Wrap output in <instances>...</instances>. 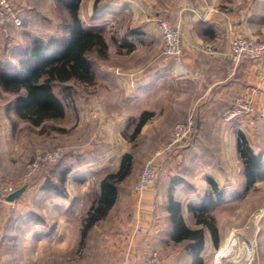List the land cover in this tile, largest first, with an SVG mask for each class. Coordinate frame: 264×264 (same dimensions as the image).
Here are the masks:
<instances>
[{
    "label": "rangeland",
    "instance_id": "rangeland-1",
    "mask_svg": "<svg viewBox=\"0 0 264 264\" xmlns=\"http://www.w3.org/2000/svg\"><path fill=\"white\" fill-rule=\"evenodd\" d=\"M12 1V9L21 24L11 18L0 19V62L3 69L15 70L26 59V50L36 39L67 37L72 17L61 0ZM138 1L140 5L131 12L124 5L125 0H79L78 14L84 28L102 32L108 47L104 54L96 51L89 54L94 70L92 81L72 79L53 83L54 93L65 105L63 117L39 125L19 117L15 108L17 95L0 84V178L16 189L25 187L14 202L6 200L8 195L0 198V264H149V255L153 251L158 253L157 250L150 249L146 260L141 259L145 256L139 252L132 254V248L138 246L134 245L135 234L139 232L132 220L136 219L134 212L141 209L144 192L160 187L165 175L191 177L196 171H203L201 165L193 169L186 164L197 155L207 159L213 175L223 177L233 189L223 192L221 199L214 194L206 196L205 210L201 203L197 204L200 215L215 220L220 237L218 246H213L208 254L204 252V264H264V170L249 186L244 179L240 149L235 154L227 146L236 140L238 143L239 135L243 134L251 153L264 163V111L256 107L251 97L234 95L224 103L221 116L217 120L212 118L215 131L209 133L206 127L203 131L196 128L198 121L205 119L201 105L206 104L205 100L200 103L199 117L193 109L181 119V73L173 85L154 90L148 98L146 91L142 94L141 82L154 65L153 58L167 57L163 54L164 40L157 23L162 43L158 39L142 42L140 37L129 40L127 34L144 25L146 19L141 20L140 15L149 6L156 11V19H167L178 31L180 50L181 46L183 50L184 29L181 0ZM196 1L205 13L191 9L200 17L213 13V17L225 23L239 19L241 8L253 0ZM115 4L120 7L117 11ZM219 26L214 23L209 27L220 31ZM231 37L226 56L233 69L264 59V55L239 61L231 57L235 38L262 41L264 35L235 33ZM138 40L143 50L131 52L136 46L133 42ZM178 62L181 63V55ZM199 71L198 81L209 80L204 66ZM138 94L143 95L141 100L132 97ZM158 94L163 98L158 99ZM239 99L250 101L254 110L229 118L226 112L234 111ZM209 103L219 102L211 94ZM144 112L153 115L136 132ZM191 120L195 131L182 146L195 145L193 152L181 157L180 144L165 153L163 149L174 128ZM158 152L161 157L156 163V183L137 193L139 176ZM55 153L58 159L52 162L49 157H55ZM128 154L132 158L131 170L117 185L116 204L91 224L101 181L109 174L118 173L123 157ZM43 226L48 232L56 227V238L38 237L36 231ZM124 237L128 240L127 248ZM181 246L186 248L183 244L174 248V257L179 254L174 264H181Z\"/></svg>",
    "mask_w": 264,
    "mask_h": 264
},
{
    "label": "crops",
    "instance_id": "crops-1",
    "mask_svg": "<svg viewBox=\"0 0 264 264\" xmlns=\"http://www.w3.org/2000/svg\"><path fill=\"white\" fill-rule=\"evenodd\" d=\"M128 2L130 3L128 4ZM139 2L138 0H125L124 5L127 4L132 12L136 9V6L140 5ZM118 4L113 6L114 11L119 10ZM197 5L198 1L196 0H188V2L181 0V20L184 29L181 63L179 62L180 64L177 65L170 57L163 56L156 59L152 57L154 65L146 71L141 82V86H143L141 92L143 94L146 91L145 96L148 98L153 95L154 90L173 85L174 81L177 80V76L181 73V119H185L189 111L193 109L198 112L199 117L200 103L205 100L206 104H201L204 107L202 115L205 119L199 120L196 128L203 131L206 127L209 133H213L215 131L213 119L216 118L217 120L219 115L221 116L222 107L225 106L224 103H227L228 99H231L234 95L240 94L248 98L251 97L258 104H256V107L261 112L264 111V59L259 62L244 63L235 70L232 67L231 60L226 56L233 34L264 35V0H253L241 8L239 19L225 20L226 24L213 17L211 11L210 14L207 12L205 17H200L199 13L191 9L196 8L201 14L205 13L204 7ZM155 13L156 11L149 6L146 13L140 15L141 20L145 21L146 19L144 27L137 28L135 31L132 30L133 32L127 34L126 37L129 40L140 37L138 39L142 42H151L158 39L159 43H162V38L156 29ZM214 23L221 26H219L220 31L209 27ZM197 28H200L201 31L198 32ZM139 40L133 42L136 46L131 48V52L143 50L142 45H139ZM203 66L206 69V78L209 79L205 83L198 81L200 77L198 72ZM142 94L131 96L135 97L136 100H141ZM211 94L214 100L219 103H209ZM157 98L163 97L158 94ZM145 101L147 102L148 99ZM227 146L229 150L235 151V154L238 153L237 140L234 144L229 143ZM184 148H186V151ZM195 148V145H181V157L185 153L186 156L189 153L191 154ZM197 156L189 159L186 164L192 166L193 169L197 165H201L203 171H196L195 175L193 174L191 177H186L183 174L181 176L165 175V179L161 180L160 187L158 186L156 190L152 189L144 192L145 194L142 196L144 198L143 205L141 209L139 208L137 212H134L137 214L136 219H132L139 227L138 234H135L136 244L134 245L138 246L134 247L136 251L132 248V254L139 252L145 256L141 257L142 260H146V254L148 257L150 249H155L159 253L162 264H174L176 260H179V254L174 257V248L177 244H183L186 245V248L181 246V264H196L197 258L202 259L204 264V252L208 254L213 249L212 247L216 246L210 230L205 225L197 222V216L192 207L205 200L206 196L215 195L211 179L217 183L221 192H231L233 189L223 177L213 175L210 171L212 170L211 167L208 166L210 162L207 159L199 156L198 159ZM182 162L181 160V166H183ZM244 179L247 183L245 176ZM172 201L181 204V217L188 228L192 230L204 229V244L200 250L187 246L188 243L195 242V240H183L180 243L175 241L170 211ZM51 216L54 217V213H51ZM43 228L44 226L36 231L38 237L56 238L58 234L56 227L50 228V232H48V229ZM127 234L125 235L127 236ZM124 240V246L126 247V241L128 240L125 237Z\"/></svg>",
    "mask_w": 264,
    "mask_h": 264
},
{
    "label": "trees",
    "instance_id": "trees-1",
    "mask_svg": "<svg viewBox=\"0 0 264 264\" xmlns=\"http://www.w3.org/2000/svg\"><path fill=\"white\" fill-rule=\"evenodd\" d=\"M61 1L66 4L72 17L68 36L63 39H36L32 46L26 50V59L22 60L20 67L15 70L3 69L0 62V84L6 91L17 95L15 108L19 117L35 125L65 115V105L54 93L53 83L57 81L66 82L72 79L81 82L92 81L94 70L89 54L93 51L104 54L108 47L102 32L84 28L78 14L79 0ZM152 115V113L144 112L140 116L136 132L141 130ZM246 145L245 136L239 135L238 147L244 163L245 177L250 186L255 182L256 176L264 170V163L259 156L252 154ZM131 159V155H125L121 161L119 172L109 174L101 181L100 197L93 207L94 214L90 219L91 224L99 218L98 215H105L116 204L118 198L117 185L130 173ZM211 185L215 195L221 199L223 192L212 179ZM200 203L203 208L207 206V200H202ZM192 210L197 216V222L210 230L217 245L219 229L215 220L200 215L197 206L192 207ZM170 211L175 241L180 243L183 240H195V242L188 243L187 246L200 250L204 244V229L192 230L187 227L181 217L180 203L172 201ZM196 264H203L202 259L197 258Z\"/></svg>",
    "mask_w": 264,
    "mask_h": 264
},
{
    "label": "built area",
    "instance_id": "built-area-1",
    "mask_svg": "<svg viewBox=\"0 0 264 264\" xmlns=\"http://www.w3.org/2000/svg\"><path fill=\"white\" fill-rule=\"evenodd\" d=\"M13 1L12 0H0V19L11 18L17 24H21V19L14 14L12 9ZM158 28L161 32L162 38L164 40V49L163 54L167 57L173 59L178 65V59L180 55L182 56V46L181 50L179 48L180 37L177 30L173 29L168 20L162 17L156 19ZM182 38V37H181ZM182 43V39H181ZM264 55V40L259 41L256 39H247V38H235L231 44V57L234 61H239L244 58H258ZM254 105L250 101H245L244 99H239L236 109L234 111H227L226 114L229 118L241 114L245 111H253ZM194 130V121L189 123H181L177 125L172 134L171 139L168 145L163 149L165 153L170 152L171 150L177 148L180 144L182 145L186 140H189ZM195 131V130H194ZM163 152V153H164ZM55 157H49L53 162L58 159V155L55 153ZM161 157V152L156 153L146 164L143 172L137 180L135 191L137 193H143L148 190L149 187L153 186L157 180V161ZM16 188L9 183L4 182L0 178V198H4L7 195L14 192ZM149 264H161L160 257L157 252H151L149 255Z\"/></svg>",
    "mask_w": 264,
    "mask_h": 264
},
{
    "label": "water",
    "instance_id": "water-1",
    "mask_svg": "<svg viewBox=\"0 0 264 264\" xmlns=\"http://www.w3.org/2000/svg\"><path fill=\"white\" fill-rule=\"evenodd\" d=\"M25 187H21L16 189L14 192H12L11 194H9L6 197V200L9 202H14L17 198H19L21 196V194L23 193Z\"/></svg>",
    "mask_w": 264,
    "mask_h": 264
}]
</instances>
